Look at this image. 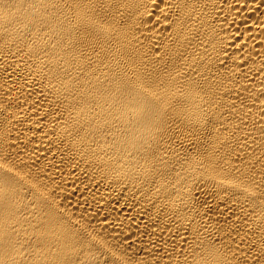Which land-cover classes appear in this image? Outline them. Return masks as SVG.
I'll use <instances>...</instances> for the list:
<instances>
[{
	"label": "bare ground",
	"instance_id": "6f19581e",
	"mask_svg": "<svg viewBox=\"0 0 264 264\" xmlns=\"http://www.w3.org/2000/svg\"><path fill=\"white\" fill-rule=\"evenodd\" d=\"M0 264H264V0H0Z\"/></svg>",
	"mask_w": 264,
	"mask_h": 264
}]
</instances>
